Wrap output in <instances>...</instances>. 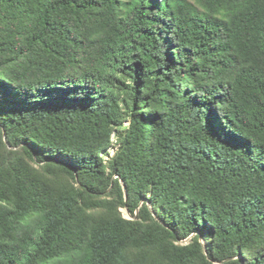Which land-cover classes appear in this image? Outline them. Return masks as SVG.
<instances>
[{
    "label": "trees",
    "instance_id": "1",
    "mask_svg": "<svg viewBox=\"0 0 264 264\" xmlns=\"http://www.w3.org/2000/svg\"><path fill=\"white\" fill-rule=\"evenodd\" d=\"M0 264H264V0H0Z\"/></svg>",
    "mask_w": 264,
    "mask_h": 264
},
{
    "label": "rangeland",
    "instance_id": "2",
    "mask_svg": "<svg viewBox=\"0 0 264 264\" xmlns=\"http://www.w3.org/2000/svg\"><path fill=\"white\" fill-rule=\"evenodd\" d=\"M114 151H115L114 149H110V150H109L110 153L108 154V156H105V158H106V159H108L107 157L110 158V157L113 155ZM122 214H123V216H124L125 218H130L125 210H122Z\"/></svg>",
    "mask_w": 264,
    "mask_h": 264
}]
</instances>
